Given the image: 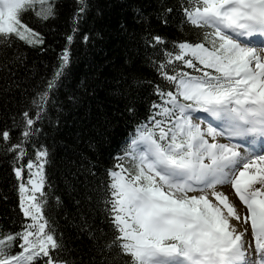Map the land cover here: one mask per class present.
Returning <instances> with one entry per match:
<instances>
[{
	"label": "snow or ice",
	"instance_id": "obj_1",
	"mask_svg": "<svg viewBox=\"0 0 264 264\" xmlns=\"http://www.w3.org/2000/svg\"><path fill=\"white\" fill-rule=\"evenodd\" d=\"M0 264H264V0H0Z\"/></svg>",
	"mask_w": 264,
	"mask_h": 264
},
{
	"label": "trees",
	"instance_id": "obj_2",
	"mask_svg": "<svg viewBox=\"0 0 264 264\" xmlns=\"http://www.w3.org/2000/svg\"><path fill=\"white\" fill-rule=\"evenodd\" d=\"M117 18L118 17H116V16H114L112 18L113 26H115ZM62 24H63V22L61 21V23H60L61 27H62ZM181 34L182 33H181L178 26H174L173 28L169 29V35L170 36L175 37V36H179ZM58 52H59V46H56L54 49L50 48L49 51L47 52L45 62L48 63L49 65L53 64L55 62V57H56ZM76 55H80V53L78 52V53H76ZM83 65H84V61L82 58L73 64L72 72H73L74 77L79 76L83 73V71L85 70ZM123 133H124V129L122 127L117 128L116 130H114L108 134L109 139L107 140V142L101 141L100 150L103 153V158L105 160H107L109 158V153L115 152L117 150L116 146L121 141Z\"/></svg>",
	"mask_w": 264,
	"mask_h": 264
}]
</instances>
